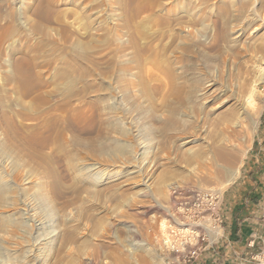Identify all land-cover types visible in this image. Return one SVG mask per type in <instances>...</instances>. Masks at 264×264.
Masks as SVG:
<instances>
[{"label": "rangeland", "instance_id": "1", "mask_svg": "<svg viewBox=\"0 0 264 264\" xmlns=\"http://www.w3.org/2000/svg\"><path fill=\"white\" fill-rule=\"evenodd\" d=\"M263 115L264 0H0V264H241Z\"/></svg>", "mask_w": 264, "mask_h": 264}, {"label": "crops", "instance_id": "2", "mask_svg": "<svg viewBox=\"0 0 264 264\" xmlns=\"http://www.w3.org/2000/svg\"><path fill=\"white\" fill-rule=\"evenodd\" d=\"M253 148L254 151L250 157L252 163L263 165L264 115L254 136ZM251 170L252 167L243 174L239 185L248 179L256 185L253 186L248 194H245V198L241 201L242 207L239 211L236 210L238 203L234 200L235 203L231 208L232 210L228 211L226 209L221 213L223 217V233L221 235L222 240L220 239V243L217 244L218 248H221L226 243L225 248L228 247L227 254H230V257H234L236 261L240 260L241 264H247L246 262L251 263L253 255L262 248L264 242V182L256 183L258 179L260 181L264 180V172L261 174L262 177H259L257 174L259 169L256 171ZM232 197L230 196V198ZM227 202L231 204V201H228V199H226L225 204ZM226 238H231L232 240H227ZM231 241H234V249L228 245L229 243H233ZM229 258L227 257L226 259L229 260Z\"/></svg>", "mask_w": 264, "mask_h": 264}, {"label": "bare ground", "instance_id": "3", "mask_svg": "<svg viewBox=\"0 0 264 264\" xmlns=\"http://www.w3.org/2000/svg\"><path fill=\"white\" fill-rule=\"evenodd\" d=\"M19 65L16 68L18 78L21 82H25L26 78H25V74H23L24 71H22L21 66H19ZM248 101L252 104H256V103L258 104L254 95H249ZM215 156H217L218 158L223 160V162L225 163V167H226L225 173L228 177L227 182H230L239 173L240 166H242L241 165L242 161H240V157L238 155L237 150L235 148H227L226 146L222 145L221 148H219L215 151ZM239 161H240V163H239ZM226 175H225V177H226ZM42 196H43V198L45 197L44 195H42ZM174 198H177V197H174ZM187 230H188V228H187Z\"/></svg>", "mask_w": 264, "mask_h": 264}, {"label": "built area", "instance_id": "4", "mask_svg": "<svg viewBox=\"0 0 264 264\" xmlns=\"http://www.w3.org/2000/svg\"><path fill=\"white\" fill-rule=\"evenodd\" d=\"M171 193L173 194V197H177L175 199L178 200L182 196V189L179 188L178 186H174L173 185V186H171ZM197 197L198 198H201L202 200H204V198H205L204 196H201L200 194H198ZM206 202H207V205L212 206V208L215 206L214 203H213V201L210 200V199H207ZM197 212L198 213L196 215H198V214L201 213L200 210L197 211ZM218 220H219V224H220L222 222V220L221 219H218ZM197 256H199V253L197 252V250H194L191 253V257H197ZM252 259L253 260H256V264H264V242H263V245H262V248H261L260 252L255 253L253 255Z\"/></svg>", "mask_w": 264, "mask_h": 264}]
</instances>
